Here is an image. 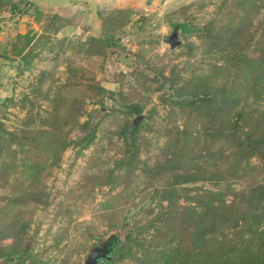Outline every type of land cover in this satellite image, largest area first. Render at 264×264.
<instances>
[{
  "label": "rangeland",
  "instance_id": "obj_1",
  "mask_svg": "<svg viewBox=\"0 0 264 264\" xmlns=\"http://www.w3.org/2000/svg\"><path fill=\"white\" fill-rule=\"evenodd\" d=\"M260 54L264 0H0V264H264Z\"/></svg>",
  "mask_w": 264,
  "mask_h": 264
},
{
  "label": "trees",
  "instance_id": "obj_2",
  "mask_svg": "<svg viewBox=\"0 0 264 264\" xmlns=\"http://www.w3.org/2000/svg\"><path fill=\"white\" fill-rule=\"evenodd\" d=\"M263 56V54H260ZM264 57V56H263ZM261 59V58H260ZM251 130L241 129V127L234 128L230 132L231 139L239 140V158L234 160L235 168H240L241 162L245 159V155L248 151L256 152L264 155V138L257 136Z\"/></svg>",
  "mask_w": 264,
  "mask_h": 264
},
{
  "label": "water",
  "instance_id": "obj_3",
  "mask_svg": "<svg viewBox=\"0 0 264 264\" xmlns=\"http://www.w3.org/2000/svg\"><path fill=\"white\" fill-rule=\"evenodd\" d=\"M180 42L181 41H179V39L176 37L175 41L172 42L173 47H176L178 44H180ZM118 241L119 240L117 235L110 236L106 242L97 246L93 250L89 258L87 259L86 264H110L113 259L116 243Z\"/></svg>",
  "mask_w": 264,
  "mask_h": 264
}]
</instances>
